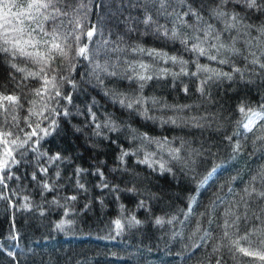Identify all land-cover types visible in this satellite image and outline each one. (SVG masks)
<instances>
[{
	"label": "snow or ice",
	"instance_id": "1",
	"mask_svg": "<svg viewBox=\"0 0 264 264\" xmlns=\"http://www.w3.org/2000/svg\"><path fill=\"white\" fill-rule=\"evenodd\" d=\"M93 6L92 0H77L75 6L69 0H0V88L5 89L0 91V201L31 211L25 193L32 185L39 189L41 202L35 207L41 215L49 194V206L62 209L65 219L56 228L64 230L74 223L67 217L78 198L90 191L89 176L97 178L92 187L101 196L107 190L119 201L120 192L138 193L135 210L150 211L156 195L137 189L138 169L147 173L145 180L179 174L191 186L185 189L190 193L185 206L167 218L156 216L154 224L168 226L182 264H223L224 249L233 258L242 253L264 264V94L255 106L241 100L227 116L217 99L225 84L264 87V0H140L133 7L143 10L144 33L171 44L170 50L129 42L131 37L105 39L103 32L94 40ZM178 80L180 91L195 97L192 102L145 95L150 82L168 81L162 86L176 88ZM86 86L99 88L122 115L139 117L146 130L107 109L94 110V99L84 111L77 109L84 119L72 124L73 93ZM65 124L80 134L98 164L91 170L76 165L62 179V166L72 161L50 145ZM188 130L208 132L210 138L194 148L185 139ZM110 145L117 149L115 166L107 169L111 180L105 176L107 161L99 159ZM254 157L257 164L245 180V161ZM65 188L71 194L61 195ZM125 211L119 204L112 221L115 237L125 225L132 229L142 223L134 211ZM250 237H260L258 245ZM8 238L18 242L19 234L10 232ZM241 240L249 246H241ZM7 255L16 258L12 251Z\"/></svg>",
	"mask_w": 264,
	"mask_h": 264
},
{
	"label": "trees",
	"instance_id": "2",
	"mask_svg": "<svg viewBox=\"0 0 264 264\" xmlns=\"http://www.w3.org/2000/svg\"><path fill=\"white\" fill-rule=\"evenodd\" d=\"M93 9L89 13V21L96 26L97 35L94 40H99V33L103 32L105 39L117 40L123 37L126 41L131 37V41L142 44L144 47L165 46V50H170L173 46L165 44V42L155 35L145 34L143 19V10L133 5L138 4L140 0H92ZM72 6H75L77 0H69ZM99 6H96V5ZM135 29V31H129ZM178 47V45L176 46ZM187 58V55L185 56ZM203 62V61H202ZM79 71V69H78ZM170 79V78H169ZM187 82V81H186ZM105 84L110 85L109 81ZM168 81L157 84L155 81L150 82L145 88V95L162 96L169 103H190L194 96L186 97L180 91V83L177 81V87L172 88L168 85ZM122 90H127V82H121ZM190 92L193 85L189 84ZM0 91H5L0 88ZM213 94L217 95V90H213ZM264 94V87L259 85H245L241 83L239 86L230 87L228 84L223 85L218 90L217 99L220 105H223L224 115L227 116L230 110L241 101L246 100L255 106ZM96 101V109L102 112L107 109L116 116L127 119L133 127L141 128L144 123L137 116H129L127 113L122 115L121 111L113 108L102 91L97 88L93 90L91 86L84 87L83 91L73 93L72 108L74 113L72 124H77L84 119L83 116L77 115L76 111L81 112L85 109V104H91L92 100ZM99 115V112H98ZM65 132L56 137L51 148H59L70 157L72 163L62 166V179L66 174H71L72 169L79 165L82 168L91 170L92 166L98 164V160L94 159L95 153L92 149L87 151L83 147V141L78 138L80 134H73L71 124L62 125ZM148 130L152 134H159L160 129L154 125H149ZM166 133L168 129L164 130ZM191 134L185 136V139L192 141L194 148L199 147L203 141L208 142L210 134L205 132L202 136L195 134L197 130H188ZM125 147L127 141H123ZM116 145H110L104 148V153L99 157L107 161V168L104 169L105 176L109 180L112 175L109 174L108 168L114 167L116 153ZM247 157V154H245ZM257 157L250 160L246 159V170L242 174L243 179H247L248 170L254 169L257 164ZM141 175V181L136 187L140 189H148L155 193L156 199L150 201V211L143 209L136 211L135 202L140 198L139 194L129 193L127 191L120 192V200L114 199L115 193H107L101 196L99 190L92 187V183L97 180L95 176L87 177V186L90 191L87 195H81L75 204L73 217L72 212L69 213L67 219H74V223L66 226L64 230H58L56 224L65 219L63 211L60 208L50 207L47 201L51 200V194L45 196L43 206V215L41 210L35 207L40 203L39 189H33L32 185H26L33 203L31 211L21 209L19 204L13 209L9 208L7 203L0 201V264H182V260L176 256L179 245L169 240L167 235L168 226L163 228L154 224L156 216H165L174 214L178 208L185 206L187 196L190 194L185 191L191 187L187 181L180 176L152 175L143 179L147 173L138 169ZM51 175V172L49 173ZM82 179H85L82 177ZM26 183V182H25ZM74 187V185H73ZM124 187V185H121ZM68 193L67 188L63 190L61 195ZM103 199V204L99 201ZM126 206L125 215L130 211H134L137 219L142 223L139 227L129 229L126 225L121 236L115 237L113 231L114 225L112 221L119 215V204ZM207 200H205V204ZM88 207L85 208L84 205ZM14 221V227H13ZM19 234L18 242L10 240V232ZM243 233V227L241 228ZM254 246L258 245L260 237H250ZM241 246L248 247V242L241 240ZM8 251L16 254L15 260L7 255ZM223 264H261L253 257H245L242 253H237L233 258L227 249L223 251Z\"/></svg>",
	"mask_w": 264,
	"mask_h": 264
}]
</instances>
